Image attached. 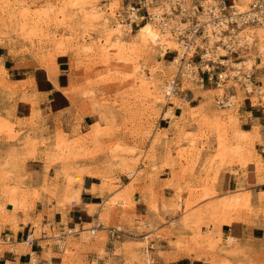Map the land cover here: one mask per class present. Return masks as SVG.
I'll list each match as a JSON object with an SVG mask.
<instances>
[{
    "label": "rangeland",
    "instance_id": "1",
    "mask_svg": "<svg viewBox=\"0 0 264 264\" xmlns=\"http://www.w3.org/2000/svg\"><path fill=\"white\" fill-rule=\"evenodd\" d=\"M22 1L0 0V113L6 116H0V141L12 148L0 155V189L15 207L22 206L19 177L13 179L2 167L32 159L43 164L40 190L54 200L47 215L51 228H43L40 215L32 221V237L62 248V264L76 259L82 264L88 254L93 257L90 264H98L96 257L108 254L103 243L110 237L109 229L123 231L126 225L133 236L114 248L110 260L148 264L150 258V264H158L153 251L157 248L162 256L159 245L167 242L205 260L203 264H264V128L256 123L252 132L239 134L244 131L241 103L256 102L254 91L264 101V51L254 44L256 26L244 30L256 38L244 52H253L261 88L253 82L246 93L234 80L223 88H201L181 80L172 104L179 118L170 121L164 114L168 107L162 89L176 73V63L169 67L173 56L162 57L157 47L132 55V66L114 54L105 60L100 20L86 17L95 4L105 16L112 14L110 23L119 21L114 13L127 0H89L88 6L78 0H25L26 11ZM132 41L129 34L122 44L130 46ZM5 58L18 70H43L41 81L48 78L58 87L57 96L66 105L58 118L43 117L38 104L47 96L38 93L27 76L13 82L4 69ZM153 80L159 85L154 87ZM229 91L236 95L234 105L217 108L214 96ZM156 92L162 96L160 103L153 101ZM19 102L30 107L28 117L20 120L15 116ZM85 175L94 177L97 186L91 191L99 197L85 206L90 218L80 226L74 216H81L77 210ZM155 179L160 182L156 186ZM228 181L229 188L223 190ZM139 183L146 184L139 192L150 215L134 223L128 216L134 211L131 198ZM73 189L78 197H66ZM40 190H33V198H39ZM121 194L131 203H113ZM228 236L237 237V242L228 244ZM147 245H152L148 253ZM10 248L22 251L26 244ZM31 263L38 260L32 257Z\"/></svg>",
    "mask_w": 264,
    "mask_h": 264
},
{
    "label": "built area",
    "instance_id": "2",
    "mask_svg": "<svg viewBox=\"0 0 264 264\" xmlns=\"http://www.w3.org/2000/svg\"><path fill=\"white\" fill-rule=\"evenodd\" d=\"M237 2L238 0H127L114 14L127 31H134L140 23L148 21L162 32H168L179 45L176 73L163 87L167 100L177 94L181 80L194 82L201 88H223L230 80H234L249 93L256 68L252 65L242 70L235 63L242 61L244 50L256 39L244 30L261 24L264 20V0H249L246 11H240L236 6ZM235 97V93L230 91L217 94L214 96V103L217 108L228 109L234 105ZM261 150L264 151V145ZM45 227L51 228L48 219L43 221V228ZM71 230L77 231L75 228ZM44 231L45 229L42 233ZM89 232L94 235L95 229ZM119 232V228L109 229L111 237H117ZM32 234L25 235L26 245L33 244L35 239ZM150 249L152 245H147L145 252L148 253Z\"/></svg>",
    "mask_w": 264,
    "mask_h": 264
},
{
    "label": "crops",
    "instance_id": "3",
    "mask_svg": "<svg viewBox=\"0 0 264 264\" xmlns=\"http://www.w3.org/2000/svg\"><path fill=\"white\" fill-rule=\"evenodd\" d=\"M4 69L7 72H10V74L13 76V79L10 78L13 82L26 80V77L18 79V76H27L30 81L35 84L38 93H45L47 99L43 100L38 104V109L41 111V113L44 114V118H48V116L50 117V120L58 118L59 112L66 108L65 102H63L64 99H61V97L57 96L60 92L58 87H55L53 83L49 81L48 78L44 82L41 81L43 70H36V67L28 70L24 68V71L22 69L18 70L17 68H15L13 61L8 60L6 58L4 60ZM258 75L259 72L257 71L255 75L256 77L254 80V84L257 82ZM254 86L258 89L261 88L260 84L257 83ZM256 92H253V95H256L258 98L256 102H242L240 105V123L241 127L244 128V131L252 132L256 123L262 125V127L264 128V101H262V96L259 91ZM29 110L30 107L28 105L19 102L15 111L16 119L20 120L27 118ZM0 116L2 118L6 117L3 115V112L0 113ZM86 117L90 118V116ZM263 132L264 131H262V133ZM10 145L11 143H9L8 145L5 142L0 141V155H4L6 151H11L12 148ZM2 168V170L4 171L12 172V177H19V186L22 188V190L18 193L17 197H20L19 200H23V205H18L15 207L14 204H12L4 196V194L2 193L3 190L0 189V205L2 207V210H0V264H34L31 263L32 257L38 260L37 264H62V248L55 245L50 246L48 244H42L41 242L43 240L36 239L31 246L26 245V249H23L22 251L19 248H17V250L16 248L14 250L10 248V246L18 247V245L22 244V242L25 243V235L28 233L32 234V232L34 231V225L32 221L36 220L40 215L42 216L43 220L48 219L47 215L50 212V208L54 205V200L51 198L48 200V197L43 194L40 190V184L42 182L43 176V164L39 162V160L32 159L27 162H24L22 165H18L17 162H10V164ZM139 168H142V166L140 165ZM163 173H165V168L163 169ZM159 179L165 180L164 177H160ZM159 179L154 180L155 186L160 183ZM86 181L88 182V185L85 183ZM92 185L97 186V182L95 181L94 177L90 175H85L83 177L81 188L82 191L80 195L81 206L80 209L77 210L78 212L81 211V216H74V219L79 218L81 220L80 222H78L80 226H84L87 222V218H90L87 216V214H85V212H87L85 206L93 204V201L98 199L99 197L98 195L92 193ZM144 185L146 184L139 183L138 185H136L135 194L131 198L133 203L135 204V208L133 211L134 213L132 212L131 214H129L128 217H130L132 221H134L135 219H141L140 217L142 216L150 215V212L148 211L145 203L142 200V194L139 192L140 188L144 187ZM229 186L230 182L228 181L224 183L222 188L223 190H225V188L228 189ZM34 189H36L37 191L40 190L39 198L37 199L33 198L32 196ZM166 189L167 188L164 187V193ZM158 192L160 193L162 192V190ZM21 196L25 197V199H22ZM51 210L53 211V219L57 221L59 219L57 217L58 214H56L54 209ZM76 220L77 219H75L74 221ZM52 224H55L54 221L52 222ZM70 224L75 223L73 222ZM55 225L58 226L60 229L63 228L60 224H58V222ZM132 236L133 235L131 228L126 225L124 226V230L121 231V233H118L117 237H108V240L103 243L104 250L108 251V254L104 255L102 259H100L99 256L96 257L97 263L124 264V258H121L116 261L114 260V258H112L113 260H110V258L108 257L114 256V248L121 247L120 245H122L123 243H127L124 240H126L127 238H132ZM159 246L162 247L160 249V252H162L164 256H160L158 254L159 251H157V248L155 252L153 251V257L158 262V264H203L201 261H205L198 260L194 258V256H192L191 254H186L183 249L181 251H177L173 246H170L167 242H161ZM73 249L74 248H72V250ZM92 258L93 257L91 256V254L85 255L84 259L82 260V264H90ZM73 264H79V259L74 260Z\"/></svg>",
    "mask_w": 264,
    "mask_h": 264
},
{
    "label": "bare ground",
    "instance_id": "4",
    "mask_svg": "<svg viewBox=\"0 0 264 264\" xmlns=\"http://www.w3.org/2000/svg\"><path fill=\"white\" fill-rule=\"evenodd\" d=\"M248 1L249 0H238L236 6H238V9L240 11H246L248 10ZM78 2H81L82 4L80 5L82 6H88L90 4L89 0H78ZM21 3L23 6V10L26 11L27 9L24 8V6L28 4L27 1L25 2V0H23ZM90 7V12H86V17L88 18V20H100L99 25L101 27L102 37L105 40L103 47V54L105 60H109V56L111 54H114L116 55L118 61L123 62L124 65L132 66V55H136L137 52L139 53L141 51H149L158 47L161 50L160 53L162 57H165V55L173 56L171 60L172 64L169 65V67H171L175 64V62L178 61V56L180 55L179 45L174 40V38L170 36L168 32H162L158 30L154 24L148 21L140 23L139 27L134 31H126L125 26L120 21H114L113 23H110V19L112 18V14L110 12H107L109 15L105 16L103 14L104 11L98 5L96 6L95 4H93ZM44 9H46V7ZM255 29H257V41L254 42V44L260 51H264V20H262L261 24H257ZM129 34H132L133 36L132 45L125 46L124 44H122V39L123 37ZM90 47L91 46H87L88 49H90ZM244 54L245 55L242 56H245V59H243L239 63H235V65L240 68H244V66L251 67L254 64L253 52L248 51ZM187 56L189 57L190 54H188ZM151 84L154 87L159 85L158 81L154 80ZM174 99L175 97L171 96V98L166 101L168 110L164 114L168 116V119H170V121H174V119L179 118V116L172 111V104L174 102ZM153 101L155 103H160L162 101V96L159 92H156L154 94ZM241 132L239 134L245 133V131ZM78 193L79 192L76 189H73L72 191H70V193H68L69 195L65 196L70 197L71 195H74L78 197ZM118 196L119 197L113 198V203H119L121 205H128L129 203H131L128 195L123 196V194H121ZM228 239V244L237 242V237L228 236ZM150 261V258L147 259L148 264H150Z\"/></svg>",
    "mask_w": 264,
    "mask_h": 264
}]
</instances>
